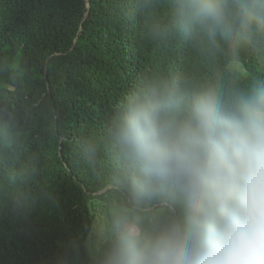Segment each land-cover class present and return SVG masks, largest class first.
I'll use <instances>...</instances> for the list:
<instances>
[{
  "label": "trees",
  "instance_id": "obj_1",
  "mask_svg": "<svg viewBox=\"0 0 264 264\" xmlns=\"http://www.w3.org/2000/svg\"><path fill=\"white\" fill-rule=\"evenodd\" d=\"M170 21L169 0H0V264H92L96 209L127 197L110 127L137 85L264 83L261 54L233 64Z\"/></svg>",
  "mask_w": 264,
  "mask_h": 264
},
{
  "label": "clouds",
  "instance_id": "obj_2",
  "mask_svg": "<svg viewBox=\"0 0 264 264\" xmlns=\"http://www.w3.org/2000/svg\"><path fill=\"white\" fill-rule=\"evenodd\" d=\"M169 6L173 30L228 62L264 58V0ZM110 134L127 197L99 225L92 264H264V83L153 77Z\"/></svg>",
  "mask_w": 264,
  "mask_h": 264
},
{
  "label": "rangeland",
  "instance_id": "obj_3",
  "mask_svg": "<svg viewBox=\"0 0 264 264\" xmlns=\"http://www.w3.org/2000/svg\"><path fill=\"white\" fill-rule=\"evenodd\" d=\"M103 211L104 210L101 207L96 209V220H95L93 229L91 231V235L89 236L86 242L88 253L91 256H92V252H93V249L96 243V233H97L98 227L103 222V220L106 218Z\"/></svg>",
  "mask_w": 264,
  "mask_h": 264
},
{
  "label": "water",
  "instance_id": "obj_4",
  "mask_svg": "<svg viewBox=\"0 0 264 264\" xmlns=\"http://www.w3.org/2000/svg\"><path fill=\"white\" fill-rule=\"evenodd\" d=\"M88 2H90V0H88Z\"/></svg>",
  "mask_w": 264,
  "mask_h": 264
}]
</instances>
